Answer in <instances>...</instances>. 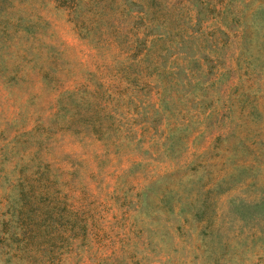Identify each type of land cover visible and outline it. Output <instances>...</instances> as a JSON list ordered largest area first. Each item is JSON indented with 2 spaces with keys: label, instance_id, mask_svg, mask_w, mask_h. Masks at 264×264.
I'll return each mask as SVG.
<instances>
[{
  "label": "rangeland",
  "instance_id": "374dc122",
  "mask_svg": "<svg viewBox=\"0 0 264 264\" xmlns=\"http://www.w3.org/2000/svg\"><path fill=\"white\" fill-rule=\"evenodd\" d=\"M0 0V264H264V0Z\"/></svg>",
  "mask_w": 264,
  "mask_h": 264
},
{
  "label": "trees",
  "instance_id": "16d2710c",
  "mask_svg": "<svg viewBox=\"0 0 264 264\" xmlns=\"http://www.w3.org/2000/svg\"><path fill=\"white\" fill-rule=\"evenodd\" d=\"M55 1H57V3L59 5H61L62 3L65 4V5L68 4V7L70 9H72V11L75 9V7H74V0H55Z\"/></svg>",
  "mask_w": 264,
  "mask_h": 264
}]
</instances>
